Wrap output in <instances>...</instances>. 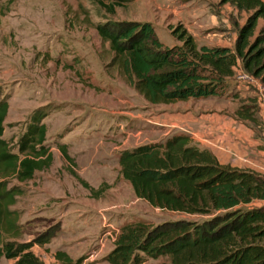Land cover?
Wrapping results in <instances>:
<instances>
[{
  "label": "rangeland",
  "instance_id": "374dc122",
  "mask_svg": "<svg viewBox=\"0 0 264 264\" xmlns=\"http://www.w3.org/2000/svg\"><path fill=\"white\" fill-rule=\"evenodd\" d=\"M220 1L0 0V100L6 98L9 105L3 137L17 151L32 114L41 109L43 143L51 155L49 164L35 170L31 179L11 178L8 184L22 190L15 203L20 241L49 231L53 245L42 247L49 256L64 231L73 232L78 239L74 248L82 251L74 263L93 252L94 261L87 263L107 264L104 255L122 225L190 217L161 211L137 198L119 174L118 157L123 149L162 141L174 128H187L191 118L164 111L169 104L147 102L127 84L110 65L112 54L95 26L106 21L148 22L168 47L180 45L172 36L177 28L186 30L198 46H217L224 39L233 47L234 23L242 25L246 14L228 17L220 13L225 7ZM233 78L238 81L234 87L244 82ZM98 189L96 195L93 190ZM62 214L67 215L65 223ZM166 260L146 258L141 264Z\"/></svg>",
  "mask_w": 264,
  "mask_h": 264
},
{
  "label": "trees",
  "instance_id": "16d2710c",
  "mask_svg": "<svg viewBox=\"0 0 264 264\" xmlns=\"http://www.w3.org/2000/svg\"><path fill=\"white\" fill-rule=\"evenodd\" d=\"M219 4L230 5L237 15L246 14L242 25L234 23L232 49L198 46L181 28L172 32L180 45L168 47L148 22L106 21L95 29L108 44L110 65L151 104L221 96L227 78L239 70L264 88V1ZM8 106L6 98L0 100V258L13 259V264H43L31 247L48 242L51 233L19 240L20 212L13 206L22 190L8 184L11 178L29 180L35 170L49 164L51 155L43 143L46 126L41 122L45 112L37 109L32 114L13 151L3 137ZM251 108L239 105L236 114L253 121ZM118 164L134 195L151 207L204 218L126 223L104 257L108 264H141L159 257L167 259L163 264H264V174L220 163L209 149L182 132L123 149ZM93 191L97 195L101 189ZM61 254L57 251L55 256Z\"/></svg>",
  "mask_w": 264,
  "mask_h": 264
},
{
  "label": "crops",
  "instance_id": "0c3cea01",
  "mask_svg": "<svg viewBox=\"0 0 264 264\" xmlns=\"http://www.w3.org/2000/svg\"><path fill=\"white\" fill-rule=\"evenodd\" d=\"M223 6L225 7H222L223 10L220 13H226L228 17L238 14L230 5L225 4ZM199 10H201L199 7L194 10L196 15ZM225 23L226 27L230 28L229 23ZM235 37L236 32H233V45ZM201 46L206 45L202 44ZM213 47L232 49L230 42H226L224 39ZM234 83H238V81H235L233 76L229 77L223 95L178 100L168 103L170 107L164 111H173L189 116L192 121L191 125L181 131H176V128L172 127L175 129L173 133L189 134L195 144L201 148L209 149L220 163L241 169H251L264 174V88L262 85L260 88V86L245 82L234 87ZM239 105H250L254 111L255 120L238 117L236 112ZM13 207L17 208L15 205ZM62 216L65 217L63 222L65 223L67 215L62 214ZM60 238L58 243H54L56 248L54 251L50 250L52 253L49 256L42 251V247L48 250L47 246L53 245L52 242H46L42 245L34 244L31 250L39 255L40 259L44 261L43 264H76L74 263L75 260L82 256V251L74 248L78 240L76 235L73 232L64 231V236ZM57 251L64 254L55 256ZM92 254L93 252H89L79 264H90L87 262L94 261ZM67 258H70L71 262H67L65 260ZM2 260L6 261L5 264L14 263L13 259L1 257L0 263ZM105 262L107 261L105 260ZM91 264H98V262Z\"/></svg>",
  "mask_w": 264,
  "mask_h": 264
},
{
  "label": "built area",
  "instance_id": "2783aa9c",
  "mask_svg": "<svg viewBox=\"0 0 264 264\" xmlns=\"http://www.w3.org/2000/svg\"><path fill=\"white\" fill-rule=\"evenodd\" d=\"M234 76L238 79V80H242L248 84H255L258 83L259 85H261L257 79L253 78L251 75L247 74L246 72L239 70L238 72H236L234 74ZM261 88V86H260Z\"/></svg>",
  "mask_w": 264,
  "mask_h": 264
}]
</instances>
